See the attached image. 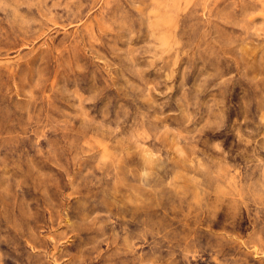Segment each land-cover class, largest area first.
Listing matches in <instances>:
<instances>
[{
	"label": "rangeland",
	"instance_id": "obj_1",
	"mask_svg": "<svg viewBox=\"0 0 264 264\" xmlns=\"http://www.w3.org/2000/svg\"><path fill=\"white\" fill-rule=\"evenodd\" d=\"M0 264H264V0H0Z\"/></svg>",
	"mask_w": 264,
	"mask_h": 264
}]
</instances>
